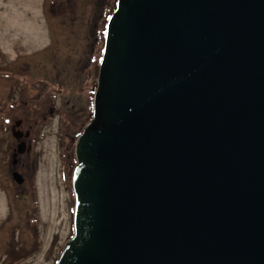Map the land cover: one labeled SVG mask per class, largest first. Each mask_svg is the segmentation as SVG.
Returning <instances> with one entry per match:
<instances>
[{
  "label": "water",
  "instance_id": "95a60500",
  "mask_svg": "<svg viewBox=\"0 0 264 264\" xmlns=\"http://www.w3.org/2000/svg\"><path fill=\"white\" fill-rule=\"evenodd\" d=\"M93 106L57 264H264V0H119Z\"/></svg>",
  "mask_w": 264,
  "mask_h": 264
},
{
  "label": "rangeland",
  "instance_id": "374dc122",
  "mask_svg": "<svg viewBox=\"0 0 264 264\" xmlns=\"http://www.w3.org/2000/svg\"><path fill=\"white\" fill-rule=\"evenodd\" d=\"M86 3L0 0V264H56L73 236L75 145L86 123L77 116L92 108L88 86L85 96L79 88L89 83L87 60L99 64L97 32L116 8ZM43 109L46 120L36 119ZM19 120L33 128L32 151L18 167L23 187L11 179Z\"/></svg>",
  "mask_w": 264,
  "mask_h": 264
},
{
  "label": "flooded vegetation",
  "instance_id": "af4514ba",
  "mask_svg": "<svg viewBox=\"0 0 264 264\" xmlns=\"http://www.w3.org/2000/svg\"><path fill=\"white\" fill-rule=\"evenodd\" d=\"M55 1V0H54ZM83 2H88L86 4H95L96 6H103L105 7V5H108V4H116V2L118 0H82ZM55 4L57 5L56 2H52L51 5H54ZM54 13H57L58 12V9H57V6L54 7ZM98 35V33H97ZM100 38V36H97V39ZM89 63V66L87 68H85V71H84V76L87 78V81L89 82L90 80L92 81L95 77V70H96V67H91V63L88 61ZM88 71H91V73H88ZM82 73V72H81ZM80 79L83 77L82 75H79ZM85 77H83V82L85 80ZM65 88L67 89V83L64 84ZM19 167H24V165L21 163L19 164ZM22 171V170H20Z\"/></svg>",
  "mask_w": 264,
  "mask_h": 264
},
{
  "label": "trees",
  "instance_id": "16d2710c",
  "mask_svg": "<svg viewBox=\"0 0 264 264\" xmlns=\"http://www.w3.org/2000/svg\"><path fill=\"white\" fill-rule=\"evenodd\" d=\"M103 38H104V35H103ZM102 42H104V39H101V43H100V45H103ZM71 93H72V92H71ZM68 94H69V93H68ZM69 96H70V94H69ZM10 101H11V100H10ZM50 107H52V106H50ZM50 107L47 106V108H50ZM36 113H37L36 119H38V120H39V119L46 120L45 117H44V115H45V111H44V109L41 110V111H36ZM65 117L69 118V115L67 114ZM75 117H76V116H75ZM77 117H78V118H77L78 121H82V120L86 119V123H85V125H86L87 122H89V120H90V118H91V115L88 114L87 111H85V113H83L82 116H77ZM69 119H70V118H69ZM85 125H82V129L84 128ZM80 132H81V131H80Z\"/></svg>",
  "mask_w": 264,
  "mask_h": 264
}]
</instances>
